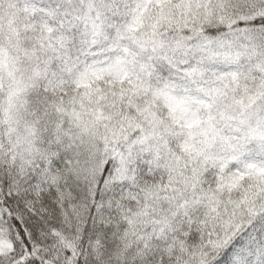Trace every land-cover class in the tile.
<instances>
[{"label":"snow or ice","instance_id":"6c2138e0","mask_svg":"<svg viewBox=\"0 0 264 264\" xmlns=\"http://www.w3.org/2000/svg\"><path fill=\"white\" fill-rule=\"evenodd\" d=\"M0 264H264V0H0Z\"/></svg>","mask_w":264,"mask_h":264}]
</instances>
